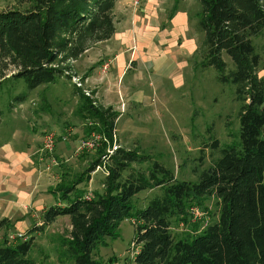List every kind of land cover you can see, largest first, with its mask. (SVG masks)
<instances>
[{
    "label": "trees",
    "instance_id": "16d2710c",
    "mask_svg": "<svg viewBox=\"0 0 264 264\" xmlns=\"http://www.w3.org/2000/svg\"><path fill=\"white\" fill-rule=\"evenodd\" d=\"M23 1L28 3L24 9L0 10V67L17 69L9 77L1 73L0 88L8 79L23 78L33 89L65 77L69 62L116 31L118 0ZM200 2L207 63L222 81L235 85L243 102L241 147L223 149L222 157L202 172L198 182L177 180L158 162L144 166L147 156L139 150L117 147L106 153L119 113L98 106L75 85L81 100L78 115L87 120L85 138L96 133L107 141L98 146L99 156L85 173L69 181L62 176L54 193L63 204L49 207L43 223L32 230L42 231L60 216H69L70 237H61V249L70 264H115L117 258L103 261L94 253L119 237L120 224L128 218L137 219L135 264H264V75H258L262 57L253 43L264 30V4ZM223 52L233 60L234 69L228 71ZM103 164L104 188L87 197L80 185ZM148 189L162 193L145 208H136L135 196ZM211 197L217 199V217L198 228L191 208H205V199ZM33 243L34 237L10 242L7 236L0 244V264H37L31 256Z\"/></svg>",
    "mask_w": 264,
    "mask_h": 264
},
{
    "label": "rangeland",
    "instance_id": "374dc122",
    "mask_svg": "<svg viewBox=\"0 0 264 264\" xmlns=\"http://www.w3.org/2000/svg\"><path fill=\"white\" fill-rule=\"evenodd\" d=\"M262 1L264 4V0ZM133 4L136 7L140 6L135 4V0ZM27 6L28 3L23 0H0V10L13 7L24 9ZM184 6L191 15L197 7L202 10L200 0H187ZM199 28L201 29L200 26ZM253 43L257 53L262 57L258 75L263 76L264 30L260 35L253 37ZM207 51L205 37L199 55L186 72V85L181 89H176L168 80H165L160 87L158 81L153 82L151 75H148L142 82L147 85L143 86L145 97L140 100L133 98L128 102L124 97L123 101L127 103H121L122 107L124 104V111H120L121 114L116 120L113 141L109 142L100 135L102 141L99 148L106 140V153H110L115 147L139 150L147 156L144 166H153L158 162L164 165L177 180L192 182H198L202 172L222 157L223 149L230 146L239 149L241 147L240 113L243 102L237 98L235 85L229 81H222L218 70L207 63ZM223 59L227 62L228 71L234 69V62L226 52H223ZM67 65L71 66V69L68 67L69 69L65 70L67 75L58 77L54 82L44 83L32 89L23 78H15L8 79L0 88L3 129L8 127L13 119L11 117L13 105L17 106L23 102L30 106L26 125L22 126L25 138L33 136L32 125L42 138L47 131L56 133L55 149L59 154L56 155L55 150L53 155L58 164L53 167H56L55 169H50L56 173V182H60L62 176L68 181L74 180L76 176L85 173L99 156L97 153L99 148L91 151L80 150L86 140L83 130L87 120L78 115L80 113L77 110L81 100L77 85L72 78L78 77L82 83L84 81L73 61ZM15 72L17 69L12 65L6 70L0 67V75L4 73L9 77ZM133 75L134 73L130 72L125 81L133 78ZM78 87L96 104L98 97L89 88H85L84 83ZM216 141L218 145H215ZM60 146H62L61 150ZM106 155L101 157L102 160ZM45 168H47L46 163ZM105 177L103 166L97 167L80 188L85 189L86 195H93L96 191L103 190ZM161 193L160 189L140 191L134 198L136 208H145L151 198ZM204 204L205 208L197 206L191 208L192 220L198 228L206 226L218 214L215 197L206 198ZM35 215L36 225L39 226L42 216L39 213ZM182 227H184L183 223ZM70 231L69 216H60L43 232L36 235L29 234V231L25 230H11L9 234L25 232L29 238L34 236L31 256L37 264H70V260L65 257L61 249V237H70ZM119 232L118 238L108 240L106 246H99L94 256L103 261L115 257L117 258L115 264H135L134 259L138 249L134 242L137 234V219L123 220Z\"/></svg>",
    "mask_w": 264,
    "mask_h": 264
},
{
    "label": "crops",
    "instance_id": "0c3cea01",
    "mask_svg": "<svg viewBox=\"0 0 264 264\" xmlns=\"http://www.w3.org/2000/svg\"><path fill=\"white\" fill-rule=\"evenodd\" d=\"M133 2L118 0L114 35L73 60L85 88L98 97L96 104L111 107L119 115L124 111L121 103L145 97L143 86L147 85L142 82L148 75L160 87L165 80L176 89L185 87L186 72L205 39L198 23L201 9L197 7L191 15L184 6L187 0H142L139 7ZM130 72L133 78L126 82ZM29 107L23 102L13 105L11 123L4 129L3 119L0 123V244L11 230L32 235L43 232L50 225L32 231L37 222L35 213L43 216L49 207L63 204L54 193L56 173L38 159L42 137L34 125L35 136L24 137L22 126L26 125ZM55 153L58 155V150Z\"/></svg>",
    "mask_w": 264,
    "mask_h": 264
},
{
    "label": "built area",
    "instance_id": "2783aa9c",
    "mask_svg": "<svg viewBox=\"0 0 264 264\" xmlns=\"http://www.w3.org/2000/svg\"><path fill=\"white\" fill-rule=\"evenodd\" d=\"M142 0H135V4H140ZM73 82L77 85V86H81L82 82L80 78H75L73 77ZM56 140H57V135L54 131H47L45 132L43 138H42V142L38 151V159L42 162L46 163V167L47 169H51L54 166H56L58 164V161L56 160V158L54 157V152H55V148H56ZM102 141V137L99 134L96 133H92L91 136L89 138H86V140L84 141V143L82 144V147L80 148V150H95L98 148V146L101 144ZM117 147L113 148V150H110L111 154ZM107 155L104 157V162H106L107 160ZM103 166L105 172L107 173V169L105 167V164L101 165ZM98 166V167H101ZM87 197H91V195H87ZM43 223V221L39 224L41 225ZM9 241L10 242H16L17 240H25V239H29L28 236H26L25 232H20V233H16V234H9L8 235Z\"/></svg>",
    "mask_w": 264,
    "mask_h": 264
}]
</instances>
